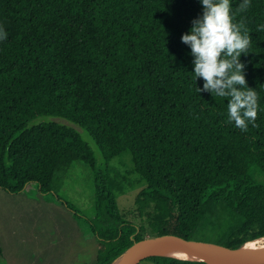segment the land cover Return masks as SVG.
Returning a JSON list of instances; mask_svg holds the SVG:
<instances>
[{
  "label": "trees",
  "instance_id": "16d2710c",
  "mask_svg": "<svg viewBox=\"0 0 264 264\" xmlns=\"http://www.w3.org/2000/svg\"><path fill=\"white\" fill-rule=\"evenodd\" d=\"M241 3L231 0L235 22L251 42L240 59L258 98L255 126L244 131L227 120L228 98L196 91L203 81L179 38L199 0H0L4 264H110L133 242L161 235L233 249L264 237V0ZM42 116L84 129L104 170L74 129L28 126ZM122 152L145 182L123 211L108 168ZM76 161L93 173L91 219L57 195Z\"/></svg>",
  "mask_w": 264,
  "mask_h": 264
},
{
  "label": "clouds",
  "instance_id": "9594fccd",
  "mask_svg": "<svg viewBox=\"0 0 264 264\" xmlns=\"http://www.w3.org/2000/svg\"><path fill=\"white\" fill-rule=\"evenodd\" d=\"M249 3L242 0L240 7L246 9ZM199 4L200 14L192 18L189 29L179 38L188 46L195 80L203 81L196 91L228 98L227 120L244 131L249 124L255 126L258 111L257 93L247 86L246 63L240 59L249 53V32L235 22L231 0H199ZM257 29H264V24ZM6 35L0 27V39Z\"/></svg>",
  "mask_w": 264,
  "mask_h": 264
},
{
  "label": "rangeland",
  "instance_id": "374dc122",
  "mask_svg": "<svg viewBox=\"0 0 264 264\" xmlns=\"http://www.w3.org/2000/svg\"><path fill=\"white\" fill-rule=\"evenodd\" d=\"M42 122H54L70 127L78 132L82 141L85 142L91 150L98 168L102 171L104 170L101 154L84 129L63 118L51 116L37 117L31 120L28 126ZM108 168L110 170V176L115 178L121 186L120 190L114 192L118 209L121 211L130 209L133 206L136 195L145 185V182L140 180L138 175L132 171L133 165L130 153L122 152L110 160ZM57 195L76 210L83 218L91 219L94 215V178L90 167L80 161L73 162L63 179V183ZM27 197L32 200L36 199L35 194L32 193L27 194ZM50 199V194H45L43 196V201H49ZM146 263L147 262H142L140 264ZM0 264H4L1 259Z\"/></svg>",
  "mask_w": 264,
  "mask_h": 264
},
{
  "label": "water",
  "instance_id": "95a60500",
  "mask_svg": "<svg viewBox=\"0 0 264 264\" xmlns=\"http://www.w3.org/2000/svg\"><path fill=\"white\" fill-rule=\"evenodd\" d=\"M163 248H183L200 257L206 264H264V253L228 248L216 243L186 240L174 235L146 237L135 241L110 264H139L144 259L162 256L158 252Z\"/></svg>",
  "mask_w": 264,
  "mask_h": 264
},
{
  "label": "bare ground",
  "instance_id": "6f19581e",
  "mask_svg": "<svg viewBox=\"0 0 264 264\" xmlns=\"http://www.w3.org/2000/svg\"><path fill=\"white\" fill-rule=\"evenodd\" d=\"M242 249L248 252L264 253V238L255 239L244 243ZM162 256L172 257L179 260L200 261V257L183 248H163L158 252ZM114 264H117L115 262Z\"/></svg>",
  "mask_w": 264,
  "mask_h": 264
}]
</instances>
